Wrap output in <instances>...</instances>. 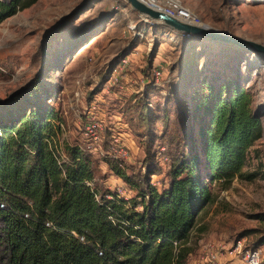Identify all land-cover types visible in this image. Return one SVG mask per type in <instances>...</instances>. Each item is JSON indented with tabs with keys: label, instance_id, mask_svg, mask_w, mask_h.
Masks as SVG:
<instances>
[{
	"label": "rangeland",
	"instance_id": "1",
	"mask_svg": "<svg viewBox=\"0 0 264 264\" xmlns=\"http://www.w3.org/2000/svg\"><path fill=\"white\" fill-rule=\"evenodd\" d=\"M183 1L211 30L264 45V0ZM124 6L117 0H37L0 23V100L39 75L36 100L53 107L61 119L55 146L61 156L66 145H79L91 154L99 191L109 190L108 184L123 185L112 170L115 162L128 175L151 170L150 181L162 188L186 150L184 134L196 88L208 77L239 76L262 121V136L248 149L243 168L256 176L209 185L213 200L198 216L189 264L211 246L219 249V264H246L250 249L261 251L264 264V56L140 22L141 38L123 36L124 26L137 19ZM94 24L97 28L87 35ZM128 54L119 82L109 83L113 68ZM166 62L169 67L159 83L144 84L152 68ZM46 90L54 99L44 97ZM76 93L84 97L77 100ZM91 106L103 120L96 139L84 132ZM144 106L149 107L147 116L141 113ZM115 137L126 155L115 152Z\"/></svg>",
	"mask_w": 264,
	"mask_h": 264
},
{
	"label": "trees",
	"instance_id": "2",
	"mask_svg": "<svg viewBox=\"0 0 264 264\" xmlns=\"http://www.w3.org/2000/svg\"><path fill=\"white\" fill-rule=\"evenodd\" d=\"M36 1L0 0V23ZM89 27L87 35L97 28ZM204 81L188 110L186 150L167 186L153 185L151 170L128 175L112 164L134 192L128 199L87 185L95 169L81 146L66 145L58 163L61 119L36 100L39 75L0 100V264H189L192 232L213 200L209 185L253 179L243 168L262 136L239 76ZM52 93L44 97L54 99ZM141 113L147 116L149 107Z\"/></svg>",
	"mask_w": 264,
	"mask_h": 264
},
{
	"label": "built area",
	"instance_id": "3",
	"mask_svg": "<svg viewBox=\"0 0 264 264\" xmlns=\"http://www.w3.org/2000/svg\"><path fill=\"white\" fill-rule=\"evenodd\" d=\"M149 8L162 12L168 16H171L173 18H176L182 22H186L191 25H197L201 26L203 25V20L200 17L199 14H197L194 10H192L190 7H188L183 0H139ZM118 3H125L124 9L129 8L130 11L137 15V19L135 21H129L123 28L122 34L123 36L131 37V36H139L142 37V32L139 31L138 26H136L137 22H140L142 24H149V26L157 27L159 29H163L166 32H173L175 34H179V32H175L171 30L170 28L166 27L165 25H161L156 23L154 20L149 19L148 17L144 16L143 14H140L138 12L132 11L130 5L126 0H117ZM182 33V32H180ZM188 37L190 34L187 35ZM134 51H138V45L135 46ZM132 55V53H130ZM130 55H124L122 56L116 66L113 68L108 82L115 84L119 82V77L121 75V72L124 71V69L129 65L130 62ZM166 66H155L152 68L151 73V79H146L144 84H147L150 80H153L156 84L159 83L160 77L164 75L165 70L169 67V63L166 62ZM81 94L76 93L77 100H81L83 97H80ZM88 120L84 124V132L85 134L97 138L98 133L103 129V120L102 118L97 114L96 109L94 106H91L90 109H88ZM113 144L117 149H114L115 152L126 155L127 150L123 148L122 144L118 140L117 137L114 138ZM62 156L61 152L56 148V154L58 156V163L60 164L61 161L65 159V154L62 150ZM120 166H122L121 163H119ZM120 180V179H118ZM98 179L96 177L92 178L91 180L87 181V185L91 188H97L96 186ZM107 188L110 192L115 193L117 196L123 197L125 199H128L130 197V190L126 186L123 185H111L108 184ZM96 199H98V194L95 196ZM108 198H111L110 195H107ZM1 207L3 204L0 205ZM47 225H49L47 223ZM80 241H83V237L79 238ZM232 253V251L230 252ZM229 253V254H230ZM220 260V253L218 247L211 246L207 248L205 251V254L199 259L195 260L192 264H219ZM244 260L246 264H263L261 259V251L259 249H250L246 251V254L244 255Z\"/></svg>",
	"mask_w": 264,
	"mask_h": 264
},
{
	"label": "water",
	"instance_id": "4",
	"mask_svg": "<svg viewBox=\"0 0 264 264\" xmlns=\"http://www.w3.org/2000/svg\"><path fill=\"white\" fill-rule=\"evenodd\" d=\"M132 11L143 14L156 23L165 25L175 32L190 33L197 36H202L212 41H224L238 46L244 52H256L264 56V45L252 40L241 39L237 37H226L224 34L213 31L205 25L197 26L182 22L176 18L168 16L162 12L153 10L140 2L139 0H126Z\"/></svg>",
	"mask_w": 264,
	"mask_h": 264
},
{
	"label": "crops",
	"instance_id": "5",
	"mask_svg": "<svg viewBox=\"0 0 264 264\" xmlns=\"http://www.w3.org/2000/svg\"><path fill=\"white\" fill-rule=\"evenodd\" d=\"M139 47H140V46H139ZM139 47H138V48H139ZM132 54H133V53H132Z\"/></svg>",
	"mask_w": 264,
	"mask_h": 264
}]
</instances>
